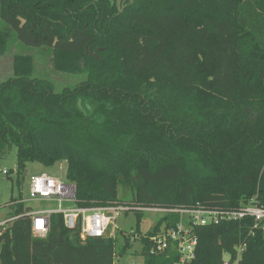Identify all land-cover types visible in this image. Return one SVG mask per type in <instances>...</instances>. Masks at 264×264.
<instances>
[{"label": "trees", "instance_id": "trees-1", "mask_svg": "<svg viewBox=\"0 0 264 264\" xmlns=\"http://www.w3.org/2000/svg\"><path fill=\"white\" fill-rule=\"evenodd\" d=\"M0 21L21 44L48 48L57 72L87 76L54 92L29 55L14 57L0 81V156L16 148L17 181L29 163L64 162L77 208H264V0H0ZM6 207L8 218L30 209L13 197ZM132 212V234L85 241L60 214L44 239L22 216L0 234V264H114L134 242L143 264H175L174 245L149 251L164 219L145 233ZM192 231L189 264H264V221Z\"/></svg>", "mask_w": 264, "mask_h": 264}, {"label": "built area", "instance_id": "built-area-1", "mask_svg": "<svg viewBox=\"0 0 264 264\" xmlns=\"http://www.w3.org/2000/svg\"><path fill=\"white\" fill-rule=\"evenodd\" d=\"M9 170L0 164V176H8ZM75 187L69 183H63L57 177L46 174L30 177L29 199L31 202L62 201L74 202ZM23 202V201H22ZM138 211L143 213H153L161 215L162 225L159 231L150 238V254L165 252L171 246H175L178 258L175 264H189L195 257V247L197 240L192 229L197 226L216 225L223 221H241L251 218L254 221V228L258 223L264 221V208L256 206L253 202L243 205L233 210H219L201 205L194 207H159V206H134L129 204L107 205L95 208H72V209H32L24 214L4 219L0 223V234L6 224L24 216L30 221L32 236L44 239L49 231V219L51 215H62L64 226L69 230L77 229L79 238L82 241L93 238H103L105 236H115L119 229L116 221L126 212ZM176 218V222L172 220ZM154 227V226H153ZM134 230H130L132 234ZM136 236L133 237V239ZM132 239V241H133ZM245 245L237 246V258L243 251ZM223 264H237V260L230 263L228 257Z\"/></svg>", "mask_w": 264, "mask_h": 264}, {"label": "rangeland", "instance_id": "rangeland-1", "mask_svg": "<svg viewBox=\"0 0 264 264\" xmlns=\"http://www.w3.org/2000/svg\"><path fill=\"white\" fill-rule=\"evenodd\" d=\"M6 25L0 21V29H5ZM10 34L8 45L3 54H0V81L8 79L12 74L13 61L16 55H29L32 61V76L45 79L52 85L54 92H61L66 87H74L77 84L84 81L87 76L84 72L79 74H69L57 72L53 68V60L48 48H36L28 47L21 44L16 37L13 30L6 28ZM0 164L3 168L11 171L8 176H1L4 181V196L6 198L5 204L0 208V221L8 218L7 202L10 198L21 199L24 202L25 208L32 209H72L75 208V203L71 201H62L58 203L56 201H41L31 202L29 199V185L30 177L46 174L51 177L59 178L63 183H68L65 177L66 163L59 162L51 167H44L38 163H29L26 165L24 175L17 181L15 176V170L17 166L16 148L14 146L4 156H0ZM196 169V168H195ZM196 173L200 177H204L205 174L197 167ZM2 185V184H1ZM117 196L122 200H129L131 197V191L125 190L122 187H118ZM161 215L153 213H143L141 222L139 224V230L141 232H147L151 229L157 221L160 220ZM116 226L124 230L126 233L130 230L136 229V220L133 212H128L127 215H123L116 221ZM138 228V227H137ZM124 232V233H125ZM131 253L123 257H117L114 264H143L144 259L137 253L140 250L141 245L134 242Z\"/></svg>", "mask_w": 264, "mask_h": 264}, {"label": "crops", "instance_id": "crops-1", "mask_svg": "<svg viewBox=\"0 0 264 264\" xmlns=\"http://www.w3.org/2000/svg\"><path fill=\"white\" fill-rule=\"evenodd\" d=\"M5 201H6V198L4 196V181H3V178H1L0 176V208H2V205L5 204ZM1 222L2 221H0V223Z\"/></svg>", "mask_w": 264, "mask_h": 264}, {"label": "bare ground", "instance_id": "bare-ground-1", "mask_svg": "<svg viewBox=\"0 0 264 264\" xmlns=\"http://www.w3.org/2000/svg\"><path fill=\"white\" fill-rule=\"evenodd\" d=\"M161 225V224H160Z\"/></svg>", "mask_w": 264, "mask_h": 264}]
</instances>
